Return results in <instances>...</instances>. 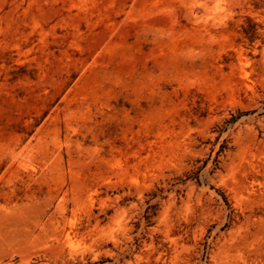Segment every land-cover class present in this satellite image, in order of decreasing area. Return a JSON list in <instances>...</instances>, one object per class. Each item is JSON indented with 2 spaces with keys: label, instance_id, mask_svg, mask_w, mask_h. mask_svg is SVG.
Returning a JSON list of instances; mask_svg holds the SVG:
<instances>
[{
  "label": "rangeland",
  "instance_id": "374dc122",
  "mask_svg": "<svg viewBox=\"0 0 264 264\" xmlns=\"http://www.w3.org/2000/svg\"><path fill=\"white\" fill-rule=\"evenodd\" d=\"M0 264H264V0H0Z\"/></svg>",
  "mask_w": 264,
  "mask_h": 264
}]
</instances>
